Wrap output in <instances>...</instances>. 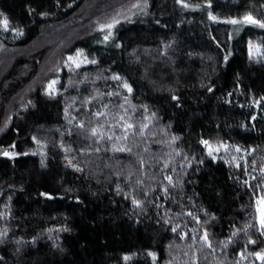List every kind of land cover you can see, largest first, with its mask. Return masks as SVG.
<instances>
[{"label":"trees","instance_id":"16d2710c","mask_svg":"<svg viewBox=\"0 0 264 264\" xmlns=\"http://www.w3.org/2000/svg\"><path fill=\"white\" fill-rule=\"evenodd\" d=\"M248 12L0 0V264H264V28L228 23Z\"/></svg>","mask_w":264,"mask_h":264},{"label":"snow or ice","instance_id":"6c2138e0","mask_svg":"<svg viewBox=\"0 0 264 264\" xmlns=\"http://www.w3.org/2000/svg\"><path fill=\"white\" fill-rule=\"evenodd\" d=\"M180 2L183 3L184 0H180ZM208 4H209V6H211V0H208ZM185 6H189V5H185ZM132 7H133V8H137V7H140V5H139V4H133ZM42 14H44V13H42ZM209 16H210V18L213 19V20L217 19L215 16L212 15L211 12H209ZM241 21H242L243 23H246V24H254V25H258V26L261 27V28H264V20L257 19L256 17H254V16L252 15L251 12H248V13H246L245 15H243V17H242L241 19L232 18V19H230V20L228 21V23L233 24V25H236V24L241 23ZM119 22H120L119 20H117V19H113L110 23H105V24H101V25H100V28H101V29H108V30H109L108 34L104 36V41H105V42L108 41V40L111 38V36H112L111 29H113V28L115 27V25L118 24ZM2 25H3V27H4L5 29L8 28V26H9V21H8L7 18H5V19L2 21ZM13 31H17V32H19V29H13ZM20 34H23V33L20 32ZM117 47H119V45H117ZM255 47H256V51L259 53V52H260V49H261V45H256ZM249 51H250V54H251V53H252V44H251V43H249ZM82 53H83V49H77V50H76V54H75V56L69 55V56L67 57V60L65 61V63L68 64L69 62H71V63L69 64V67H71L72 64H75L76 67H80V64H81V63H85V64H87V63H96L95 60H91V61H90V60H88L86 57H83V56H82ZM261 54H264V53H261ZM224 59L227 60L228 57L225 56ZM113 79H117V80H119V79H121V77H119L118 75H114V76H113ZM56 83H57L56 81H52V82L48 85V88H49V89H52L53 86H54ZM123 87L126 88L129 92L132 91V86H131L130 84H128L127 82H124ZM211 90H212V89H209V91H211ZM173 99H174V100H178L179 97L173 96ZM103 115H104V113H101V112H97V113H96V116H98V117H99V116H103ZM121 119H123V117H121ZM81 127H83V124H81ZM125 127H126L127 129H132V128H133V125H131V124H126ZM141 127H142V128H145V127H147V125H142ZM92 132H93V134H98V133H100V130H99V128H93V129H92ZM101 135H102V134H101ZM33 139H35V137H33ZM173 139H176V138L174 137ZM37 143H39V141H37ZM201 143L204 144V145L208 148L209 155H211L212 152H213L214 150H215V151H219V149H220L221 147H223V148H225V149L228 148V145H227V144H224L223 142H219V143L216 145L215 149H213V145H212V143H211L210 140H202ZM13 147H14V146H13ZM236 147H237V151H239V150H240V149H239V146H236ZM123 150H125V151H130V149H123ZM3 154H4L5 156L14 155V153H10V152H7V151H5ZM261 171L264 172V169H262ZM167 179H168L170 182L172 181V177H171V176L167 177ZM42 195L48 196L49 193H43ZM133 202H134L135 204H137V205H139V204L141 203L139 200H135V199L133 200ZM258 206H259V208H260V212H261L260 225H261V229H262V231H264V195H262V196L259 198V200H258ZM173 230H175V229H173ZM2 235H4V233H0V236H2ZM202 239H203L206 243H208L209 247H211V242L209 241L207 230H205ZM252 242L255 243V241H252ZM152 255L155 256L154 253H153ZM256 255L259 256L262 260H264V251H262V252H258V253H256ZM125 259H128V257L125 256Z\"/></svg>","mask_w":264,"mask_h":264},{"label":"rangeland","instance_id":"374dc122","mask_svg":"<svg viewBox=\"0 0 264 264\" xmlns=\"http://www.w3.org/2000/svg\"><path fill=\"white\" fill-rule=\"evenodd\" d=\"M245 24L246 23H239V24H236V26H240L241 27V26H243ZM250 43L252 44V53L251 54L256 55L258 52L256 51V47L255 46L258 45V44L254 43V42H250ZM221 148H223V147H221ZM221 148L219 150H222ZM228 152H232V151H230V148H227L226 150H224L225 154L228 153ZM258 200H259V198H258ZM258 215H259V222H260L261 212H260L259 206H258Z\"/></svg>","mask_w":264,"mask_h":264}]
</instances>
